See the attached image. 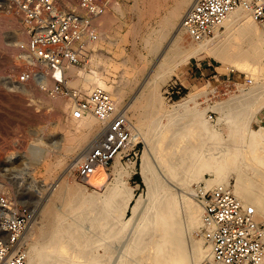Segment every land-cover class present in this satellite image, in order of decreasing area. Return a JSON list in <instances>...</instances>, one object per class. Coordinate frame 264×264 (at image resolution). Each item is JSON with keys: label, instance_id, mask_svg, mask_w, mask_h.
<instances>
[{"label": "rangeland", "instance_id": "rangeland-1", "mask_svg": "<svg viewBox=\"0 0 264 264\" xmlns=\"http://www.w3.org/2000/svg\"><path fill=\"white\" fill-rule=\"evenodd\" d=\"M111 1L110 6L98 20L99 36L93 45V53L88 63L81 67L71 66V69L74 73L81 69L87 73L96 70L103 81L113 88H117L119 92L121 91V101L119 100L116 108L125 111L133 135L135 132L142 134V131L145 130V125L149 120L145 111L151 108L157 111L159 109L162 111V108L165 109V107L166 109H175L176 112L178 111L177 113H181V116H185L186 110H182L176 103L191 94H197L195 96V101L199 103L197 107L208 105L203 111V117L207 120L210 129L217 133V138L220 140L216 139L218 144L215 141L214 147L232 146L234 138L231 137L230 125H232L233 130L240 129L244 135L247 133V129L256 130L260 127L264 132V40H257L256 55L242 59L241 62H238L235 56H231L230 60L232 61L226 63H220L207 55L197 59L191 58L186 63L181 64L167 78L168 80L166 79L157 86L156 92L160 98L159 102L146 101L139 96L140 94L133 98L147 74L154 73V71L151 73L149 70L169 40L167 38H170L169 35L175 26L171 29L172 31L170 30L171 33L165 38L157 51L158 53L149 54L141 39L147 30H152L157 26V8L149 7L147 0ZM171 5L172 0L162 2L158 13H162L164 8ZM256 21L259 26L264 23V20ZM134 26L137 27L136 32L132 31ZM188 40L185 36L184 45L188 46ZM255 51H251L250 54ZM196 65L203 73L192 72L191 69ZM67 76L68 78L72 77L70 74ZM173 79L180 82L181 93L168 101L164 97L163 91L166 84ZM92 86L91 80L86 81L81 74L71 85L70 83L63 85L64 93L54 92L51 89L53 81L28 46V37L22 23L11 15L0 14V198H3L12 209L17 211L29 209L31 211V218L23 232V235L25 232L27 235L22 239L24 251L33 243L44 210L54 202L55 208L63 211L61 202L54 200L53 194L60 185L59 183L61 185L81 183L82 178H79L76 171L77 165L72 164L81 147L67 150L66 145L71 138L81 132L80 118L87 115V113L75 114V103L87 98L89 92L94 88ZM103 89L109 92L106 88ZM223 99L246 101L242 105L230 107L225 113L213 108L216 101ZM130 102L131 104L128 105L127 103ZM188 103L192 106L190 101ZM88 115L91 117V114L88 113ZM239 117H242V120ZM239 119L240 122L238 123ZM92 120L93 133H99L101 130L100 122L94 117ZM160 121L166 123V118L162 116ZM165 130L167 128L152 137L146 136L144 141H141L136 135L134 140L138 143L133 152L128 157L121 159L124 166L127 162H133L130 175L123 179L125 185L132 188L134 193L132 201L137 197L144 201L147 197V186L139 173L141 157L144 155L150 161L152 175L153 178L157 177L154 178L157 183L164 188L173 190L177 199L181 193L188 192V188H190L191 194L188 196L193 202L201 205L200 192L211 189L213 186L205 187L203 180H192L189 186L185 188L171 179L166 165L168 162L174 161L177 155L169 154L168 149L172 145V148L176 145L178 149V147L183 146L187 138L182 136L181 140H178L180 137L175 139L168 134L170 129L166 132ZM219 133L220 135H218ZM169 144L170 147H168ZM163 151L168 153L164 154ZM244 151H242L243 154L247 155ZM159 153L163 154L159 155ZM239 153L234 154V158L231 156L232 164L238 162ZM175 155L176 157L172 159V156ZM163 156L165 159L161 158ZM111 163L108 165V172L111 170ZM261 166L259 164L258 167L261 169ZM246 171L257 175V170L253 172L249 167L244 169V172ZM204 176L206 178L211 177L209 173ZM113 180L111 175L110 182ZM227 180V185L232 189L235 181L232 173ZM92 189L93 187L88 184L84 193L91 192ZM98 190L101 192L102 188ZM179 205L181 206V203ZM34 207H37V214L34 213ZM140 208L142 209V206H139L136 212L132 214L130 205L127 207L121 219L125 221L131 215L132 218L122 228L123 230L118 232L119 235L121 234L120 236L117 234L116 237H109L110 239H101V245L99 244L97 247V252L102 253L104 251L102 248L105 247V249H109L106 256L107 260L103 264H116L118 261L120 263V257L122 260H126L132 255L130 254V244H132L130 241L134 238L136 225L139 222L138 218L142 211ZM69 212L65 211L64 215L71 222L73 219L68 216ZM86 218L87 216H83L79 219L80 222L82 221L79 224L80 228L84 232H88L91 237H97L99 234L94 230L95 220ZM185 232L184 236L193 238L189 240L183 236L186 248L195 239L203 236L202 224L196 229ZM203 244L207 245L204 238ZM108 245L110 246L108 247ZM189 246H187V250L192 249V245ZM58 251L57 259L69 257L73 264L77 260H82L64 243H61ZM72 252L73 254H71ZM205 258L203 257L197 264H202ZM140 264H144V262Z\"/></svg>", "mask_w": 264, "mask_h": 264}, {"label": "bare ground", "instance_id": "bare-ground-1", "mask_svg": "<svg viewBox=\"0 0 264 264\" xmlns=\"http://www.w3.org/2000/svg\"><path fill=\"white\" fill-rule=\"evenodd\" d=\"M165 1L147 0L149 7L157 8L156 15L158 14L156 16L157 26L152 30H147L141 39L148 53H158L157 51L162 46L165 38L171 33L170 30L174 26L175 28L172 29L173 31L171 30L170 38H167L169 40L158 54V57L156 56V61L149 70V72L152 73L154 71V73L147 74L133 98L140 94L139 96L146 101L154 100L159 102L160 98L156 92L157 86L172 75L181 64L186 63L191 58L197 59L207 55L220 63H226L232 61L230 60L231 56H235L237 61L241 62L242 59L256 55L257 40H264V23L259 26L248 10L239 7L226 16L221 28L214 30L206 38L196 41L182 26V18L194 0H172L170 7L164 8L162 13H158L162 2ZM136 30L137 27L134 26L132 31L136 32ZM185 36L189 39L188 46L184 45ZM28 46L30 48L29 41ZM251 51L255 52L250 54ZM83 70L81 69L74 73L71 67L67 68L64 83H70L71 85L82 74L86 81L91 80L92 87H103L109 90V94L112 96L115 106H117L121 91L119 92L117 88H113L103 81L96 70H92V73H87ZM68 74L72 77L68 78ZM56 76H59L58 73H56ZM50 79L53 81L54 86V79L51 77ZM135 80L137 81V79ZM123 83L125 84L124 81ZM196 95L191 94L176 103L182 110H186L187 116H181V113H177L178 111L176 112L175 109H166V107L165 109L162 108V111L161 109L157 111L154 108L146 110L145 114L149 117V120L145 125V130L142 131V134L135 132L132 135L133 138H136L135 136L137 135L141 141H144L146 136L157 135L165 128L167 130L170 129L168 134L175 139L180 137L178 140H181L182 136H186L187 140L185 143L183 142V146L177 149L176 145H174V148H172V145L168 149L169 154L174 153L177 155V157L176 155L172 156V159L175 157L176 159L166 165L171 179L185 188L189 186L192 180H203L205 187H214L217 184L227 185V179L232 173L235 179L232 185L233 193L244 204L254 206L256 215L264 218L263 129L260 126L256 130L247 129V133L244 135L240 129L233 130L232 125H230L231 137L232 139L234 138L232 146L225 147L221 145V147L215 146V148L214 143L216 139L219 140L217 133L210 129L209 125H207V120L203 117V111L208 105L206 107H197L199 103L195 101ZM189 101L192 106L189 105ZM245 101L223 99L216 101L213 108L226 113L230 107H236L238 104L242 105ZM127 104L129 105L131 102ZM242 109L245 110L243 107ZM87 115L80 118L81 132L71 138L66 145L67 150L81 147L79 154L73 159V165H78L86 150L99 135V133H93L92 117L94 116L91 115L90 117ZM162 116L166 118V123H161L160 118ZM175 142L177 141L175 140ZM168 147H170V144ZM243 147L247 155L243 154ZM237 152L241 153H239V160L232 164V159L230 158L234 154H238ZM163 153H159V155ZM245 156L247 157L244 158ZM161 158L165 159L164 156ZM259 164L262 165L261 169L258 167ZM132 167L133 162H127L124 166L121 162V153H118L112 160L110 172L107 171L108 166H97L91 174L82 178L81 183L69 185L66 183V185H61L59 183L60 185L53 192L54 200L61 202L64 209L63 211L57 210L53 202L49 208L44 210L42 221L38 225L33 243L24 251L25 263L73 264L69 257L57 259L60 245L64 243L75 252L76 256L82 258V260L74 262L75 264H103L107 260L106 256L109 253V249H105L106 247L102 248L104 251L98 253L97 247L99 244L101 245V239H110L109 237L112 238L116 237L117 234L119 235L118 232L131 220L132 215L125 221L121 219L129 205L132 214L136 212L139 206H142V209L140 208L142 211L138 218L139 222L136 225L134 238L130 241L132 244L129 243L131 246L130 254L132 255L130 256L128 253L130 258H126V260H122L120 257L122 261L120 260V263L119 261L117 263L197 264L203 257L207 258L210 248L208 244H203L204 235L193 242L191 241L192 244L190 242L192 249H189L191 250L186 249L189 245L185 248L183 238L186 234L185 231L196 229L202 224L203 206L202 204H196L188 196L191 194V189L188 188L189 191L186 190L188 192L181 193L179 199H177L173 190L164 188L155 181L157 177L153 178L150 161L146 156L142 155L139 173L147 186V197L144 201L138 197L132 201L134 195L132 188L126 186L123 181L125 177L130 175ZM247 167L253 172L257 170V175L247 173V171L244 172ZM206 173H209L211 177L206 178L204 176ZM111 175L114 178L112 182H110ZM88 184L93 189L91 192L84 193V189ZM100 188H102L101 192L98 190ZM179 203H181V206ZM33 210L37 214V207H34ZM65 211H70L67 214L73 219L71 222L64 215ZM83 216H87L93 221L95 220L94 230L98 232L99 235L97 236L96 234L98 238L91 237L88 232H84L80 228L79 224L82 221L80 222L79 219ZM25 233L23 239L27 236ZM187 238L190 240L191 236ZM108 256L110 257V255Z\"/></svg>", "mask_w": 264, "mask_h": 264}, {"label": "built area", "instance_id": "built-area-1", "mask_svg": "<svg viewBox=\"0 0 264 264\" xmlns=\"http://www.w3.org/2000/svg\"><path fill=\"white\" fill-rule=\"evenodd\" d=\"M111 0H0V14L11 15L24 26L36 60L54 79V92H63L65 71L88 63L98 39V20ZM244 8L256 20H264V0H194L182 18V26L196 41L219 29L226 16ZM58 73L59 76H56ZM181 93L177 79L168 82L164 97L170 101ZM89 113L101 124L76 171L79 178L97 166H108L121 153L133 152L138 142L123 109L103 88H93L87 98L76 101L75 114ZM127 161L129 159L127 158ZM202 230L210 248L202 264H263L264 218L255 207L244 204L225 184L200 192ZM31 211H17L0 198V264H26L23 232Z\"/></svg>", "mask_w": 264, "mask_h": 264}, {"label": "crops", "instance_id": "crops-1", "mask_svg": "<svg viewBox=\"0 0 264 264\" xmlns=\"http://www.w3.org/2000/svg\"><path fill=\"white\" fill-rule=\"evenodd\" d=\"M191 70H192V72L195 71V72L203 73V71L200 70L198 65L194 66L193 69H191Z\"/></svg>", "mask_w": 264, "mask_h": 264}]
</instances>
